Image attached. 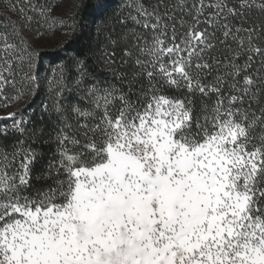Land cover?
I'll list each match as a JSON object with an SVG mask.
<instances>
[{
  "label": "snow or ice",
  "instance_id": "obj_1",
  "mask_svg": "<svg viewBox=\"0 0 264 264\" xmlns=\"http://www.w3.org/2000/svg\"><path fill=\"white\" fill-rule=\"evenodd\" d=\"M109 7L0 0V264H264V0Z\"/></svg>",
  "mask_w": 264,
  "mask_h": 264
},
{
  "label": "trees",
  "instance_id": "obj_2",
  "mask_svg": "<svg viewBox=\"0 0 264 264\" xmlns=\"http://www.w3.org/2000/svg\"><path fill=\"white\" fill-rule=\"evenodd\" d=\"M54 3H59L60 0H53ZM98 0H92V3H97ZM99 2L104 3L105 5H110L108 8V12L111 13L112 11L116 10L119 7L120 0H99ZM91 11V9H89ZM45 52V64L49 62V60L54 58L55 55V47H50L48 49L43 50Z\"/></svg>",
  "mask_w": 264,
  "mask_h": 264
}]
</instances>
